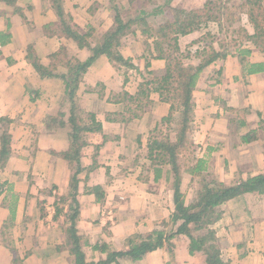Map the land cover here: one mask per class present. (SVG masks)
Here are the masks:
<instances>
[{
	"label": "crops",
	"instance_id": "0c3cea01",
	"mask_svg": "<svg viewBox=\"0 0 264 264\" xmlns=\"http://www.w3.org/2000/svg\"><path fill=\"white\" fill-rule=\"evenodd\" d=\"M60 1L65 13L73 16V10L86 15L94 10L90 0ZM102 4L107 8L103 0L97 8ZM17 5L15 12L0 3V9L7 11L0 17V32L9 26L12 35L9 44L0 45V124L3 120L18 124L5 156L0 149V157L5 158L0 159V264H14L15 257L22 264H75L69 243L72 215L88 264H208L207 255L192 251L189 238L182 234L172 237L170 245L165 241L168 246L140 257L128 254L132 238L155 241L158 234L166 236L176 229L171 222L175 191L167 181L169 167L153 162L159 152L150 151L162 120L112 117L108 111L116 106L114 92L105 99L102 88L103 93L92 90L98 94L85 95L81 104L96 116L103 132L86 137L77 160L63 158L71 147L72 130L67 121L59 120L55 126L52 118L46 123L45 117H55L52 113L59 105L57 99L46 98L42 84L48 81L34 70L27 55L29 47L37 54V44H42L47 53L38 56L48 65L55 47L68 46V39L46 34L45 28L58 22L50 0H19ZM74 21L83 30L84 25ZM246 28L254 34L253 26ZM242 47L249 49L244 60L239 61L233 51L222 60L218 77L204 73L208 91L200 89L201 82L194 91L195 118L187 135L193 147L192 167L202 161V172L212 170L226 186L264 173V52L250 40ZM76 56L87 60L90 52L83 48ZM97 63L88 69L85 80L113 90ZM250 64L263 69L252 72ZM38 106L41 110L36 111ZM186 178L195 179L191 174ZM74 179L77 185H70ZM218 211L221 217L211 228L221 260L264 264V195L246 192Z\"/></svg>",
	"mask_w": 264,
	"mask_h": 264
},
{
	"label": "trees",
	"instance_id": "16d2710c",
	"mask_svg": "<svg viewBox=\"0 0 264 264\" xmlns=\"http://www.w3.org/2000/svg\"><path fill=\"white\" fill-rule=\"evenodd\" d=\"M134 1L135 0H132V2ZM240 1H242L240 8L249 18V22L254 26L253 35H250L246 29H241V32L245 33L246 40H250L256 49L264 52V0ZM53 2H55L54 6L57 7L58 22L48 25V27L45 28L47 31L46 34L48 36L65 35L71 38L77 43L79 48H87L90 52V57L86 61H73L72 59L67 60L65 55L62 56L63 48H60L58 51L50 54V63L46 65L36 54L34 48L29 47L27 59L42 79L51 78L61 81L65 94L64 100H66L61 107L62 109L66 108L63 111L65 114L70 112L71 115L69 117V121L72 129L70 134V150L68 153H62V156L68 160H77L79 155L78 152H80V150H82L86 145L85 143L78 145L79 136L77 134L93 130L101 132L102 130V126L97 122L94 114L89 115L92 126L84 125L83 127H79L76 122L78 117L77 112H79L77 90L80 82L84 78V75L100 56H106L110 62H123L121 55H119L118 48L120 46L121 38L127 34L132 23H136L137 21L140 22V24H142L141 27H143L141 28V31L144 34L153 32L149 29L148 22L146 21L148 16L147 13H142L137 21H131V19L124 20L120 16L119 12H116V28L107 32L101 43L91 46L87 40L89 33L82 34L70 27L66 20L67 16L62 3L59 0H53ZM0 3L12 6L15 12L18 11L17 0H0ZM223 8L225 7L223 6L221 0H218L216 4L214 1H208L203 8L196 11H187L183 9L178 10V15L174 18L173 22H167L161 26L158 33L155 34L157 39L161 36L165 37V41L162 44H158L159 42L157 41L158 43L155 45V50L158 53L157 58H166V70L160 78H155L151 83L152 87L150 89L146 88V90H152L153 92L158 93L163 101H171V105L173 106L172 110L174 108L180 110V122L182 128L180 132H178L177 142L164 145L159 141H153L150 144V151L159 150L158 155H156L155 158H152V161L158 162V164L161 163V161L165 162L164 156L166 155V152H168L170 156L168 163L172 166V169L177 171V174H179L178 169L180 166L178 159L181 150L187 149L188 151H191L190 143L187 141V134L189 133L191 123L189 118L193 115L194 108L192 93L202 70L211 64V62L216 60V58H225L229 55L228 53L233 51H237L236 53L239 54L240 58H243V55L247 56L249 54V49L242 47L243 44L239 45L236 39H232L229 41L230 49L221 46L220 44H217L220 47V50L216 49L214 46L210 48V50L204 49L202 53L209 55V59L207 61H203L199 66H186L178 61L177 57H174L173 51H177L179 35H187L191 33L195 27H198L201 24H206V22H210L211 20L219 21L221 16L224 17L225 15L222 12ZM155 10L156 8L153 9V12ZM239 18V15L236 16V19L231 23L235 25L237 22H240ZM11 38L12 35L8 26L7 31L0 32V45L4 46L9 44L11 42ZM163 44L165 45V48ZM167 50L169 55H166ZM61 57L64 59H61ZM248 69L255 72L263 69V67L262 65L250 64ZM122 94L124 96L123 99H128L130 101L137 98L136 96H130L127 92ZM139 94L144 96L145 90L142 92L140 91ZM175 101H177V103H174ZM119 102L122 101L118 99L116 103ZM137 108L139 109V106H137ZM136 109H133V112L135 113L134 118H141L143 113L137 115V112H135ZM6 144L7 143L5 142L4 148L6 147ZM161 149L164 150V155L161 153ZM198 162L197 166L189 167L187 170L192 176L195 174H201L200 172H202V161ZM77 173H79L78 170ZM70 185H77V181L74 179ZM174 191L175 210L171 216V222L173 226L176 227L174 232L166 236L165 234L160 233L155 241L153 239H149L145 241L142 240V242H140V240L132 238L130 240L131 249L128 254L134 258L140 257L147 252L157 249L158 247L166 246L172 237L182 234L189 238L192 251H203L204 254L207 255L208 264H227L220 258V252L215 244V232L211 228V226L221 217V213L218 211V208L225 202L241 196L246 192H258L259 194L264 195V173L256 177H250L245 181H241L236 186H226L223 183H218L216 181H212L210 183L203 182L202 189L197 194L196 199L191 201L189 204L185 202V199L180 193L178 183H176ZM70 207L76 212L73 204H70ZM71 224L72 225L69 228V243L70 252L74 254L76 258L75 264H88L85 262V255L81 250L82 243L80 242V237L77 236L73 215L71 216ZM6 239H8V237H6ZM165 241H167V244ZM168 245H170V242ZM11 250L13 253L16 252L14 248ZM14 264H22L20 258L15 257Z\"/></svg>",
	"mask_w": 264,
	"mask_h": 264
},
{
	"label": "rangeland",
	"instance_id": "374dc122",
	"mask_svg": "<svg viewBox=\"0 0 264 264\" xmlns=\"http://www.w3.org/2000/svg\"><path fill=\"white\" fill-rule=\"evenodd\" d=\"M18 1L19 0H17V2ZM105 1L107 3V8L109 9L104 8L103 6L104 4H102L101 7L97 8V4L99 0L89 1L90 2L89 5L91 9H94L92 10V15H86L84 11H81L79 9L73 10V12L77 14V15L75 14L74 16L71 15V12L65 13L67 16L66 20L69 23L70 27H72L74 30H77V32L82 34L89 33L87 40L90 44H92V46L101 43L104 39V35L107 32L114 30V28H116L117 26L116 12H119L120 16L124 20L131 19V21H137L142 13L144 12L147 13L148 16L146 21L148 22L149 29H151V31L154 34L151 32L144 34L141 31V28L143 27H141L142 24H140V22L137 21L136 23H132L127 34L121 38L120 46L118 48L119 55H121L123 62H110L106 56H100L93 63L94 65L100 60V63H97L98 64L97 66H100L101 69L104 71L108 85L112 86L113 90H110L109 86L104 87V84H102L101 86L99 85V83L97 85H95L94 83H90L89 80L86 81L84 77L83 80L80 82L79 88L77 90V96H78L77 103H78V111H79L77 112L78 113V117L76 121L77 125H79V127L84 125L92 126L89 119V115L91 113L87 112V110H84L85 108L82 106L81 101L83 100V98H85V95L88 94L97 95L98 93L96 92L98 90L100 93H103L101 90L102 88L105 91V95H106L105 99L107 98L108 95L110 96V92L112 93L114 92L115 94L113 97V102L114 104H116V106L113 105L114 107H112V110L108 111L109 114L112 115V117H115L116 115H123L125 118L132 120L135 117V113L133 112V109H136L137 106H139V109L137 108L135 110V112H137L136 113L137 115L143 113L142 114L143 118L147 116L149 118H153V119L157 118L159 120H162L161 128L158 127L159 129L154 133L156 137L154 141H159L164 145L168 143L177 142L178 132H180L182 128L180 122L181 120L180 110L176 108L172 110L173 106L171 105L172 103L171 101H167V102L163 101L158 93H155L152 90H146V88L150 89L152 87L151 84L152 81L155 78H160L165 73L166 70V58L164 59L157 58L158 53L155 50L156 43L159 42L158 44H162L165 41V37L163 36L159 37L157 35L159 37L157 39L155 34L158 33L161 26H163L169 21L173 22L174 18L178 15L177 14L178 10L183 9L187 11H196L203 8V6L208 1H214V3L216 4L218 0H135L134 2H132V0L131 1L103 0V3ZM60 2L62 3L63 6V2L62 1ZM221 2L225 7L222 9V12L225 15L224 17L221 16V19L219 21L211 20L210 22H206V24L203 25L201 24L202 25V26L200 25L201 27L200 26L195 27L193 31L187 35L184 36L179 35L178 43H177L178 44L177 51H173V55L174 57H177L178 61H180L182 64L186 66L189 65L199 66L203 61H207L209 59V55L202 53L204 49L210 50V48L214 46L216 49L220 50V47L217 44H220L221 46L230 49L229 41L232 39H236L239 45L244 44L245 41H247L245 38V33L241 32V29L247 30L246 27H251L253 26V24L249 22V18L247 17L245 12H243L242 9L240 8L241 7L240 4L242 3V1L221 0ZM54 3L55 2H53V0L52 1L50 0V4L52 5V8L55 7V6L53 7ZM99 5H101V3ZM17 8H19L18 5ZM154 8H156V10L153 12ZM106 9L109 11H106ZM4 11L6 10L0 9V17L2 16V13H4ZM238 15L240 17L239 18L240 22H237L235 25H233L231 22L235 20L236 16ZM56 16L58 19V12H56ZM28 17L32 19L31 16ZM74 18H76L80 22L81 26L84 25V28H82L83 30L76 28L77 24L75 23ZM6 22L8 23V21ZM94 25L98 27V29L95 28ZM33 32L37 33V30L32 32L30 31V33ZM40 32L41 31H39V33ZM64 37L68 39V46L61 47L63 48L62 56L65 55V58L67 60L69 59H72L73 61L78 60L76 59L77 58L76 55L78 54V52L80 53V50L82 49L79 47H75L77 43L74 40H72L71 38L65 35ZM85 49L87 50V48ZM57 50H58V46L55 47L54 51ZM46 53H47L46 47H43L42 44L39 45L37 44V55L43 58L46 55ZM236 54L238 56L239 61L244 60L246 57L245 55H243V58H240L239 54L238 53ZM166 55H169L168 50L166 51ZM225 58H216V60L211 62V64H209L202 70L198 78V81L196 83L195 89L193 90L192 93V102L194 108H193V115H191L189 121L193 122L195 118L196 104L194 100V91L198 89L197 85H199V83L201 82L200 89L204 90L205 92L208 91V89H206L207 84H204L206 80L205 75L207 76V71L210 73L209 74L210 77L212 78L218 77L217 72L221 68L223 62L222 60H225ZM61 59L64 58L61 57ZM102 61H105L104 65ZM109 79H111L110 80L111 82L108 81ZM46 81H48V83L44 82L42 84L47 90L46 98L57 99L56 103H58L59 105V108H54V112L52 113L53 115L55 114L54 115L55 117H51V116L45 117L46 123L50 124L51 122L50 120L52 118L55 120L54 123L56 122L55 126H59V120H61V122L67 121L69 125L66 126L67 128L71 129V124L69 121L70 120L69 117L71 114L70 112H67L65 114L63 111L66 108L62 109L61 107L66 101L64 100L65 94L61 81L58 79H51V78L46 79ZM113 82L116 86H113ZM92 90L96 92H93ZM144 90H145V95L144 96L140 95L139 94L140 91L142 92ZM124 92L125 93L127 92L130 96L133 97L136 96L137 98L133 101L132 100L130 101L128 99H123L124 96L122 93ZM34 99H35L34 101H37L35 94H34ZM118 99L122 102L116 103ZM174 103H177V101H175ZM39 110H41L40 106L36 108V111ZM117 112H119V114ZM16 128H18V124L16 122L11 123L8 120H3V123L0 124V149L3 155L10 147L9 145L10 136L17 132L15 131ZM57 129L61 130L66 128H57ZM101 132H103V129L101 130ZM101 132H97L96 130H93V131L84 132V133L81 132L80 134H77L79 136L78 145L85 143L86 137H88L91 133L100 134ZM190 132H191V126L189 128V134ZM5 142L7 144L6 147L4 148ZM101 146H99V149ZM192 148L193 147H191V149ZM194 150L196 151L197 148L194 147ZM160 151L162 154L164 153L163 149H161ZM156 152H159V150H157ZM166 155L164 156L165 162L161 161L159 165L161 164L163 166H167V168L169 167V171H168L169 173L166 172L168 178L167 181L171 185L172 191H174L175 189V187L173 189V186L176 185V183H178L180 193L182 194L187 204L191 203V201L196 199L197 194L202 189L203 182L204 183L205 182L210 183L212 181L218 182L216 180L215 173L212 172V170L209 171L208 168L207 171H205L204 173L200 172L201 174H195L194 175L195 179H192V182L187 180L186 175L189 174L187 170L189 169V167H192L193 164L191 152L188 151L187 149L181 150L180 152V156L178 159L180 166L178 169L179 174H177V171L172 169L171 168L172 166L169 165L168 161L170 160V156L168 152H166ZM0 159L2 161L5 160V158L2 159V156L0 157ZM156 164H158V162H156ZM171 178H172V184L170 183ZM7 236L9 237V235Z\"/></svg>",
	"mask_w": 264,
	"mask_h": 264
}]
</instances>
